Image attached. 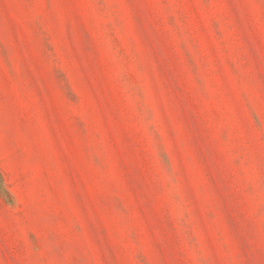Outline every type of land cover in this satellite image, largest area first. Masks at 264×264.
<instances>
[{
	"label": "rangeland",
	"instance_id": "374dc122",
	"mask_svg": "<svg viewBox=\"0 0 264 264\" xmlns=\"http://www.w3.org/2000/svg\"><path fill=\"white\" fill-rule=\"evenodd\" d=\"M0 264H264V0H0Z\"/></svg>",
	"mask_w": 264,
	"mask_h": 264
}]
</instances>
